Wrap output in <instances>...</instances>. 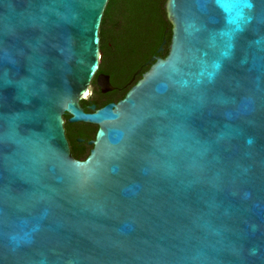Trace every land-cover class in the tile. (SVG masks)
Segmentation results:
<instances>
[{
	"label": "water",
	"instance_id": "95a60500",
	"mask_svg": "<svg viewBox=\"0 0 264 264\" xmlns=\"http://www.w3.org/2000/svg\"><path fill=\"white\" fill-rule=\"evenodd\" d=\"M107 2L0 0V264H264V0H165L86 112Z\"/></svg>",
	"mask_w": 264,
	"mask_h": 264
},
{
	"label": "flooded vegetation",
	"instance_id": "af4514ba",
	"mask_svg": "<svg viewBox=\"0 0 264 264\" xmlns=\"http://www.w3.org/2000/svg\"><path fill=\"white\" fill-rule=\"evenodd\" d=\"M165 31L169 40L166 36L163 37L165 43L162 44L161 42L160 45L148 40H145L144 43L143 41L129 43L125 41L126 38L124 37H108L104 49L101 50L100 48L101 57L98 70L89 84V95L85 99L88 101L87 106L89 108L88 110L83 109L86 112H91L93 111L90 108L92 105L98 109L109 103L116 104L123 99L126 93L156 62L157 58L166 56L171 36L169 22ZM160 46H162L161 49H159ZM99 75L102 80L107 77L109 85H101L102 80L99 82Z\"/></svg>",
	"mask_w": 264,
	"mask_h": 264
},
{
	"label": "trees",
	"instance_id": "16d2710c",
	"mask_svg": "<svg viewBox=\"0 0 264 264\" xmlns=\"http://www.w3.org/2000/svg\"><path fill=\"white\" fill-rule=\"evenodd\" d=\"M165 0H108L99 27L100 48L104 49L107 38L119 36L129 43L148 40L160 45L168 25ZM170 34V31H169ZM87 100L80 101L88 110Z\"/></svg>",
	"mask_w": 264,
	"mask_h": 264
}]
</instances>
